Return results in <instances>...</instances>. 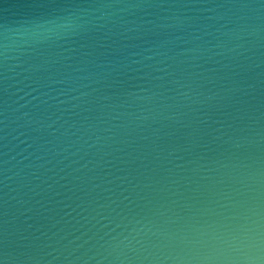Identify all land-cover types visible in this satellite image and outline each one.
I'll use <instances>...</instances> for the list:
<instances>
[{"label": "water", "instance_id": "water-1", "mask_svg": "<svg viewBox=\"0 0 264 264\" xmlns=\"http://www.w3.org/2000/svg\"><path fill=\"white\" fill-rule=\"evenodd\" d=\"M4 264H264V0H0Z\"/></svg>", "mask_w": 264, "mask_h": 264}, {"label": "snow or ice", "instance_id": "snow-or-ice-1", "mask_svg": "<svg viewBox=\"0 0 264 264\" xmlns=\"http://www.w3.org/2000/svg\"><path fill=\"white\" fill-rule=\"evenodd\" d=\"M0 264H4V261L3 260H0Z\"/></svg>", "mask_w": 264, "mask_h": 264}]
</instances>
